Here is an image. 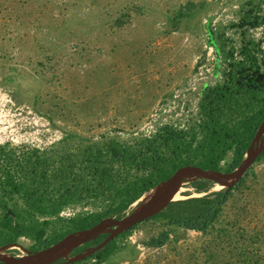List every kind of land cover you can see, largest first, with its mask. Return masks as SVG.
Masks as SVG:
<instances>
[{
    "label": "rangeland",
    "instance_id": "obj_1",
    "mask_svg": "<svg viewBox=\"0 0 264 264\" xmlns=\"http://www.w3.org/2000/svg\"><path fill=\"white\" fill-rule=\"evenodd\" d=\"M250 7L264 13V0H0V143L49 147L69 135L130 142L167 125L189 128L203 90L224 79V52L251 38L264 55V24L233 26ZM233 157L228 151L222 171ZM211 183L208 192L231 189L205 229L148 218L117 235L105 257L71 249L58 264H264V150L233 184ZM184 193L205 194L191 182L177 198ZM156 199L140 198L127 213ZM100 207L74 202L60 217ZM49 218L46 236L67 224ZM164 231L165 244L150 246ZM43 250L22 236L0 257L38 263Z\"/></svg>",
    "mask_w": 264,
    "mask_h": 264
},
{
    "label": "trees",
    "instance_id": "obj_2",
    "mask_svg": "<svg viewBox=\"0 0 264 264\" xmlns=\"http://www.w3.org/2000/svg\"><path fill=\"white\" fill-rule=\"evenodd\" d=\"M263 24L264 13L250 7L233 26L246 31ZM210 41L217 47L212 30ZM224 54V79L203 90L200 118L187 129L167 125L130 142L69 135L49 147L0 143V247L27 236L45 249L107 217L122 218L147 191L178 169L188 165L220 169L228 151L234 153L228 171L237 168L264 119V55L260 44L251 38ZM211 182H191L198 193L205 194L184 193L186 198L172 200L150 218L164 217L189 229H205L217 218L231 189L208 192ZM82 201H98L101 207L83 216L60 217L66 205ZM51 216L67 224L46 236ZM102 235L73 252L100 243ZM168 237L164 231L149 245L162 246ZM114 241L94 256L105 257ZM63 260L60 257L52 264Z\"/></svg>",
    "mask_w": 264,
    "mask_h": 264
},
{
    "label": "water",
    "instance_id": "obj_3",
    "mask_svg": "<svg viewBox=\"0 0 264 264\" xmlns=\"http://www.w3.org/2000/svg\"><path fill=\"white\" fill-rule=\"evenodd\" d=\"M255 142H258L256 146L253 145ZM250 149H252V151L248 155V157L244 156L241 164L231 171H222L221 169H204L195 165H188L178 169L177 172L171 178L166 180L169 181L174 176L180 174L177 181L172 185L170 194H168L167 197H165L161 202L155 204L152 207H142V205H140L129 213H127L122 218L107 217L91 228L76 231L77 236L74 238L73 232L67 235L58 243L53 244L48 248H45V250H43L42 253H40V255L38 256V258L46 257L47 259L45 260L36 263L31 262L29 258L15 259L1 256L0 264H51L55 262V260L57 261L60 257H62L66 251H70L71 249H74L84 244L86 241L96 238L101 233L108 232L107 237L100 243L85 249V251H89L90 253L96 252L102 247H104L106 244H108L111 240H113L117 235L121 234L125 230L130 229L135 224L145 219H148L156 215L160 211L164 210L172 200L179 199L175 198V195L187 183L196 181L198 179H207L211 181H219L227 185L233 184L243 176L246 170L258 159V157L264 150V119L256 133L252 145L248 150ZM79 255L80 254H77L76 256L69 259L67 262H72L74 260L79 259Z\"/></svg>",
    "mask_w": 264,
    "mask_h": 264
},
{
    "label": "bare ground",
    "instance_id": "obj_4",
    "mask_svg": "<svg viewBox=\"0 0 264 264\" xmlns=\"http://www.w3.org/2000/svg\"><path fill=\"white\" fill-rule=\"evenodd\" d=\"M252 149L248 150L245 157H248V155L251 153ZM180 174L174 176L172 179H170L169 181H164L163 183H161L160 185L150 189L149 191H147L145 193V195L143 197H141V199H143L145 196L151 195L153 194L154 196H156V201L157 204L159 202H161L165 197H167L168 194H170L171 189H172V185L177 181L178 177ZM230 181V180H228ZM182 192V188L176 193L175 198L180 197Z\"/></svg>",
    "mask_w": 264,
    "mask_h": 264
}]
</instances>
